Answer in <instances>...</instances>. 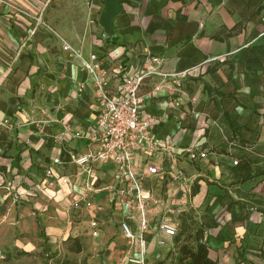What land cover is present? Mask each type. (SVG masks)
<instances>
[{"label":"crops","instance_id":"0c3cea01","mask_svg":"<svg viewBox=\"0 0 264 264\" xmlns=\"http://www.w3.org/2000/svg\"><path fill=\"white\" fill-rule=\"evenodd\" d=\"M84 2L0 0V264H134L139 256L119 225L138 233V214L116 204L112 164L95 167L90 189L84 174L75 176L70 156L96 149L99 103L63 42L100 59L112 93L153 57L163 74L187 73L145 77L139 88L143 112L155 119L153 139L175 147L135 156L141 170L158 169L142 176L143 190L160 201H147L144 264L174 250L171 237L153 230L183 212L202 225L217 264H264V0H121L115 43L101 29L89 33L84 20L102 0ZM75 6L82 21L70 14ZM191 146L206 158L189 160ZM47 170L69 184L48 177L53 186L45 185ZM81 195L92 206L71 209Z\"/></svg>","mask_w":264,"mask_h":264},{"label":"built area","instance_id":"2783aa9c","mask_svg":"<svg viewBox=\"0 0 264 264\" xmlns=\"http://www.w3.org/2000/svg\"><path fill=\"white\" fill-rule=\"evenodd\" d=\"M88 6L91 0H85ZM62 49L71 51L76 55L83 68L90 74L93 87L96 92V99L99 103V112L95 123L94 135L90 137V141L96 145V149L87 154L71 155V162L78 168L76 177L84 174L86 181L84 186L90 189L92 181L95 180L94 169L98 165L111 163L114 167V187L113 192L118 207H125L128 216L131 217V211L138 214V233H133L130 226L126 222L120 223L121 231L124 237L130 242L137 245L138 258L129 259L134 264H144V255L146 253V241L143 238V232L148 228L147 222V201L152 199L154 204L160 201L153 199L151 195L146 193L142 187V176L157 175L158 169L152 165H145L141 170L135 163V156L138 152H156L163 150L170 154L171 150H175L174 143L171 139L155 140L153 139L152 129L155 125V119L143 112V96L139 93L141 81L145 77L160 76L163 80L167 77L181 76L185 77L186 72L167 75L159 70L161 59L153 57L150 59L152 66L144 68V72L135 78L123 76L121 79L119 92L112 93L108 90V79L106 77L103 64L95 54H90L84 59L77 55L69 44L63 42ZM166 82H162L165 84ZM161 87L155 86L154 91ZM6 122L3 123L5 125ZM189 160H203L206 153L200 151L196 147H188L185 151ZM236 164V162H234ZM138 171H141L139 175ZM180 176V172H177ZM45 185L53 186V181L47 178H53L51 171L45 172ZM59 185L69 184L67 177H54ZM91 202L86 200L85 195L71 202V209L79 210L82 207L90 208ZM91 235L94 237L98 232V223L95 219L90 221ZM153 232L164 234L168 237H175L178 230L177 225L168 221H161L155 227ZM161 244V242H159Z\"/></svg>","mask_w":264,"mask_h":264},{"label":"trees","instance_id":"16d2710c","mask_svg":"<svg viewBox=\"0 0 264 264\" xmlns=\"http://www.w3.org/2000/svg\"><path fill=\"white\" fill-rule=\"evenodd\" d=\"M107 42L115 43L114 39ZM5 140V135L0 133V142ZM173 245V258L170 264H217L208 255L202 225L186 212L179 215V229L173 237ZM170 255L171 252L168 253L167 258ZM157 264H164V262Z\"/></svg>","mask_w":264,"mask_h":264},{"label":"water","instance_id":"95a60500","mask_svg":"<svg viewBox=\"0 0 264 264\" xmlns=\"http://www.w3.org/2000/svg\"><path fill=\"white\" fill-rule=\"evenodd\" d=\"M120 13L121 0H102V11L97 24L107 41L114 39L113 22Z\"/></svg>","mask_w":264,"mask_h":264},{"label":"rangeland","instance_id":"374dc122","mask_svg":"<svg viewBox=\"0 0 264 264\" xmlns=\"http://www.w3.org/2000/svg\"><path fill=\"white\" fill-rule=\"evenodd\" d=\"M84 1V0H83ZM85 3V2H84ZM76 4H78V3H76ZM73 6V5H72ZM84 6H85V8L87 7L86 6V4H84ZM62 10L63 11H65V15L68 17L69 16V5L68 4H66V5H62ZM86 11V10H85ZM88 11V10H87ZM102 11V10H101ZM101 11L99 12V13H91L90 14V12L88 11L87 12V14L85 15L84 14V20H85V22L87 21V23H86V25L88 24L90 27L88 28V32L89 33H92L93 34V31H96V29H100L99 27H98V24H97V21H98V17H99V14L101 13ZM76 12V13H75ZM70 14L72 15V16H74L75 17V19L77 20V21H82V16H83V13L80 11V9L79 8H76V6H75V10L73 11H70ZM76 31H77V29H75ZM104 36V35H103ZM106 67V66H105ZM105 67L103 66V68L105 69ZM82 68H83V66H82ZM84 69V68H83ZM175 218V217H174ZM178 218V217H177ZM7 223V222H6ZM174 223L177 225V230L179 229V220H177V223H176V221H174ZM120 225V224H119ZM170 240H173V238H170ZM171 248H173L174 249V245L173 246H171ZM171 252V255H170V257H168L165 261H164V263L166 262H168L167 260L169 259V258H173V251H170ZM165 263V264H166ZM170 263V262H169ZM168 264V263H167Z\"/></svg>","mask_w":264,"mask_h":264}]
</instances>
